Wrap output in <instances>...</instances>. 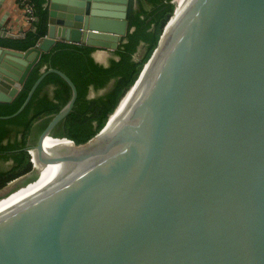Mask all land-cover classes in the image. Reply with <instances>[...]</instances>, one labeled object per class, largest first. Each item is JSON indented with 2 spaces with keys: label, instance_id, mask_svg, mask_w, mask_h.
<instances>
[{
  "label": "water",
  "instance_id": "obj_1",
  "mask_svg": "<svg viewBox=\"0 0 264 264\" xmlns=\"http://www.w3.org/2000/svg\"><path fill=\"white\" fill-rule=\"evenodd\" d=\"M128 2L46 0L45 37L0 47V102L57 41L113 54ZM166 25L86 142L44 145L77 97L55 68L0 117L47 73L71 89L28 147L31 171L0 191V264H264V0H178Z\"/></svg>",
  "mask_w": 264,
  "mask_h": 264
},
{
  "label": "trees",
  "instance_id": "obj_2",
  "mask_svg": "<svg viewBox=\"0 0 264 264\" xmlns=\"http://www.w3.org/2000/svg\"><path fill=\"white\" fill-rule=\"evenodd\" d=\"M32 9L33 30L23 37H0V45L25 51L34 47L47 34L48 12L46 0H17ZM136 4V6H135ZM173 0H129L127 9L128 28L124 41L120 42L107 65L94 61L95 47L83 43L57 41L47 52H42L29 71L20 90L10 102H0V117L11 115L23 104L33 83L48 68L65 73L77 90L72 110L52 130L54 143L66 144L72 140L81 144L92 138L106 123L126 91L139 76L144 64L156 48L163 28L175 11ZM144 46L141 58L134 53ZM111 86L102 94L89 97V91ZM52 86V93L47 92ZM71 89L56 73H47L36 87L30 100L17 115L0 118V189L8 182L31 171V155L28 147L36 143L39 133L46 127L51 116L69 100ZM40 123L36 125L37 121ZM35 129V130H34ZM37 129V131H36Z\"/></svg>",
  "mask_w": 264,
  "mask_h": 264
},
{
  "label": "crops",
  "instance_id": "obj_3",
  "mask_svg": "<svg viewBox=\"0 0 264 264\" xmlns=\"http://www.w3.org/2000/svg\"><path fill=\"white\" fill-rule=\"evenodd\" d=\"M25 8L26 5L22 7L17 0H0V29L17 37H23L26 31L33 30L34 27L32 22L27 19ZM0 47L7 48L1 45ZM92 57L94 61L103 65H107L111 58H117L114 54H110L106 49L97 47H95V50L92 52ZM52 90L53 87L50 86L47 92L51 94ZM94 92L98 91L91 88L89 91V97H91L90 95ZM39 123L40 120L37 121L36 125Z\"/></svg>",
  "mask_w": 264,
  "mask_h": 264
},
{
  "label": "bare ground",
  "instance_id": "obj_4",
  "mask_svg": "<svg viewBox=\"0 0 264 264\" xmlns=\"http://www.w3.org/2000/svg\"><path fill=\"white\" fill-rule=\"evenodd\" d=\"M174 2L176 3L175 4V6H176V8H175V11H174V14H173V16H171L170 18H169V20H168V23H167V25H166V30H165V35H167L168 34V32H169V30H170V28H171V26H172V23H173V21H174V19H175V17H176V12H177V5H178V0H174ZM131 92V90H128V92H126V94L123 96V98L120 100V102H119V104H118V106H117V108H116V110H115V112H113L111 115H109V120H110V118L120 109V107L123 105V103L125 102V100H126V98L128 97V95H129V93ZM108 120V121H109ZM54 142H59V141H55V140H53L52 139V137H46V139H45V141H44V145H45V147L46 148H48V147H51V146H60L59 144H56V143H54ZM66 142H68V141H66ZM31 154H33V151L31 150ZM35 166L37 167V168H39V167H41L42 165H40L38 162H35Z\"/></svg>",
  "mask_w": 264,
  "mask_h": 264
},
{
  "label": "rangeland",
  "instance_id": "obj_5",
  "mask_svg": "<svg viewBox=\"0 0 264 264\" xmlns=\"http://www.w3.org/2000/svg\"><path fill=\"white\" fill-rule=\"evenodd\" d=\"M143 52H144V46L143 45H140L139 47H138V49H137V51L134 53V55H133V58L135 59V60H138L139 58H141V56L143 55ZM111 86V83L107 86V88H105V89H101V90H99L98 92H94L92 95H90L91 97H94V96H96L97 94H102V93H104L109 87ZM35 130V129H34ZM36 131H37V129H36ZM9 165V163H1L0 164V167L1 168H5V167H7ZM23 176V175H22ZM21 176V177H22ZM20 178V177H19ZM18 178V179H19ZM17 180V179H16ZM16 180H13V181H11V182H9L6 186H4L2 189H0V191L1 190H3V189H5L7 186H9L11 183H13L14 181H16Z\"/></svg>",
  "mask_w": 264,
  "mask_h": 264
},
{
  "label": "built area",
  "instance_id": "obj_6",
  "mask_svg": "<svg viewBox=\"0 0 264 264\" xmlns=\"http://www.w3.org/2000/svg\"><path fill=\"white\" fill-rule=\"evenodd\" d=\"M174 1V0H173ZM25 12L27 13V19L32 22L34 17L32 15V9L26 5Z\"/></svg>",
  "mask_w": 264,
  "mask_h": 264
},
{
  "label": "flooded vegetation",
  "instance_id": "obj_7",
  "mask_svg": "<svg viewBox=\"0 0 264 264\" xmlns=\"http://www.w3.org/2000/svg\"><path fill=\"white\" fill-rule=\"evenodd\" d=\"M40 134V133H39ZM56 144H59V143H56ZM9 183V182H8Z\"/></svg>",
  "mask_w": 264,
  "mask_h": 264
}]
</instances>
